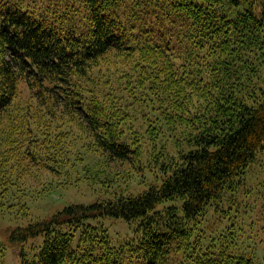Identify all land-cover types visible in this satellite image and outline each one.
Wrapping results in <instances>:
<instances>
[{
  "label": "trees",
  "instance_id": "obj_1",
  "mask_svg": "<svg viewBox=\"0 0 264 264\" xmlns=\"http://www.w3.org/2000/svg\"><path fill=\"white\" fill-rule=\"evenodd\" d=\"M57 115L107 161L146 170L145 187L84 166L75 183L95 200L10 229L0 264L12 251L17 264H260L264 0H0L2 212L27 210L14 162H66ZM106 220L131 233L112 238Z\"/></svg>",
  "mask_w": 264,
  "mask_h": 264
},
{
  "label": "rangeland",
  "instance_id": "obj_2",
  "mask_svg": "<svg viewBox=\"0 0 264 264\" xmlns=\"http://www.w3.org/2000/svg\"><path fill=\"white\" fill-rule=\"evenodd\" d=\"M106 62L111 63L112 66H116L117 64L115 60L106 57V61L102 60L101 63H99V66L105 69L108 65ZM25 103H33V99L30 95L29 89L21 84L18 88L14 104L23 107ZM35 119H39L36 121L38 125L37 130L43 136L44 129L40 127L43 117L40 120V115L36 114ZM56 119L59 120L58 124H60L56 127L59 128L56 131V134L60 135L63 140L65 151L64 157L66 158V162L61 166H47L40 161L41 163L39 167L33 165L32 167L23 158L14 162V164L19 167L17 172L18 175L16 174V177L18 178V183L16 184L18 189L14 190V192L22 193L20 198L25 202L27 210L24 208L26 210V216H24L25 213L22 215L19 213L15 214L17 210L16 208H9L6 212L0 210V239L6 245L7 233L16 225H23L31 218L47 217L56 210L62 208L64 204H86L95 200L96 196H93L84 184L78 186L75 183V180L78 179V177H82L84 174L82 170L84 166L91 167L92 169H106L111 173L117 171L124 173L125 176L129 175L127 185L130 187V192L136 193L145 187L142 180L146 175V170L138 172L134 171L135 169H132L126 163L117 164L115 162L112 163L107 161L98 150H95L93 144L91 145L89 136L85 137V135L79 132L77 128L79 122L75 116L57 115ZM55 125L57 124L55 123ZM143 140L144 139H142V141ZM147 145L148 144L144 141L141 147L143 153H147ZM39 149H41V147ZM39 149H37L36 152H38ZM64 157L62 155V157L59 158L62 159ZM254 171L257 173L260 172L262 174L259 178L260 182L264 181V179H262L264 176L262 166L260 167V171L257 166ZM257 176L258 175H254L249 178V184L251 186H254L258 181ZM117 178H120V175H118ZM16 185L11 187L14 188ZM49 188H52V191H47ZM24 191H27V193H24ZM104 225L108 229L109 235L112 238L126 237L131 233L129 228L120 221L106 220ZM11 247L12 250H16L13 246ZM257 249V257L259 258L258 262L264 264V246H258ZM14 255L15 253L12 251L6 256V264H17Z\"/></svg>",
  "mask_w": 264,
  "mask_h": 264
}]
</instances>
